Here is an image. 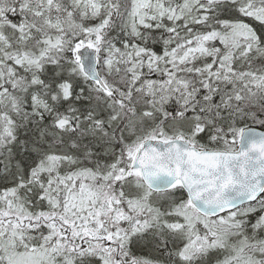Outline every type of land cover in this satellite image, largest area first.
I'll list each match as a JSON object with an SVG mask.
<instances>
[{
    "label": "snow or ice",
    "instance_id": "1",
    "mask_svg": "<svg viewBox=\"0 0 264 264\" xmlns=\"http://www.w3.org/2000/svg\"><path fill=\"white\" fill-rule=\"evenodd\" d=\"M0 264H264V0H0Z\"/></svg>",
    "mask_w": 264,
    "mask_h": 264
}]
</instances>
